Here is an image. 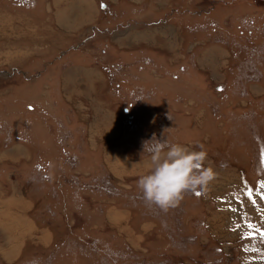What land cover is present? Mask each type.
<instances>
[{
    "label": "rangeland",
    "instance_id": "rangeland-1",
    "mask_svg": "<svg viewBox=\"0 0 264 264\" xmlns=\"http://www.w3.org/2000/svg\"><path fill=\"white\" fill-rule=\"evenodd\" d=\"M154 138L215 172L166 212ZM0 203V264H264V0H0Z\"/></svg>",
    "mask_w": 264,
    "mask_h": 264
},
{
    "label": "clouds",
    "instance_id": "clouds-1",
    "mask_svg": "<svg viewBox=\"0 0 264 264\" xmlns=\"http://www.w3.org/2000/svg\"><path fill=\"white\" fill-rule=\"evenodd\" d=\"M127 111V110H126ZM149 157V171L137 180L144 201L163 211L176 207L185 193H199L215 178V172L204 166L207 153L179 143L155 138L144 144Z\"/></svg>",
    "mask_w": 264,
    "mask_h": 264
},
{
    "label": "crops",
    "instance_id": "crops-1",
    "mask_svg": "<svg viewBox=\"0 0 264 264\" xmlns=\"http://www.w3.org/2000/svg\"><path fill=\"white\" fill-rule=\"evenodd\" d=\"M84 13L82 12L81 15H83ZM59 20V18H57ZM81 20L83 21V28L87 27L88 25L87 24H90L91 22V19L89 20V18H85L84 16H82ZM82 26V25H81ZM81 26H79L78 28H80ZM49 25L47 27H43L42 28V31L43 32H47V34L45 33L46 36L48 37H51L52 36V33L51 31H49ZM62 40V39H61ZM46 56H44V58H46ZM13 193V192H12ZM3 204L0 203V219H2V221L0 222L1 226H0V230L2 231H9L10 230V235L9 238H13V239H10L8 241V243H6V245H17V244H20V239L22 237V233L19 232L18 228L15 227L14 225H10V226H7V223L5 221H3V219H11L13 218L14 220L17 218V219H22L23 217H28L30 218L31 220V210L28 209L26 206L22 209H16L12 211V209H14V207L8 211L7 209L3 210ZM6 206V205H5ZM14 206V205H12ZM29 211V212H28ZM30 214V216H29ZM8 231H7V234H8ZM24 237V236H23ZM15 241V242H14ZM19 241V242H18ZM23 245V244H22ZM22 245H20V247H22ZM12 250L14 251H11L12 253H15V247L12 248ZM256 250V249H255ZM0 255H1V252H0ZM3 256L5 255V258L7 257V252L2 254Z\"/></svg>",
    "mask_w": 264,
    "mask_h": 264
},
{
    "label": "snow or ice",
    "instance_id": "snow-or-ice-1",
    "mask_svg": "<svg viewBox=\"0 0 264 264\" xmlns=\"http://www.w3.org/2000/svg\"><path fill=\"white\" fill-rule=\"evenodd\" d=\"M196 194L199 195V193ZM249 227H251V225H249ZM261 236L264 237V232L261 233Z\"/></svg>",
    "mask_w": 264,
    "mask_h": 264
},
{
    "label": "bare ground",
    "instance_id": "bare-ground-1",
    "mask_svg": "<svg viewBox=\"0 0 264 264\" xmlns=\"http://www.w3.org/2000/svg\"><path fill=\"white\" fill-rule=\"evenodd\" d=\"M76 24V23H75ZM221 185V184H220ZM229 188V187H228ZM29 225V224H28ZM0 226H1V224H0Z\"/></svg>",
    "mask_w": 264,
    "mask_h": 264
},
{
    "label": "flooded vegetation",
    "instance_id": "flooded-vegetation-1",
    "mask_svg": "<svg viewBox=\"0 0 264 264\" xmlns=\"http://www.w3.org/2000/svg\"><path fill=\"white\" fill-rule=\"evenodd\" d=\"M103 43V42H102Z\"/></svg>",
    "mask_w": 264,
    "mask_h": 264
}]
</instances>
